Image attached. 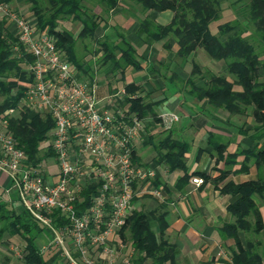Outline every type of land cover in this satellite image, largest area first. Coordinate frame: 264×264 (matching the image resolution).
I'll list each match as a JSON object with an SVG mask.
<instances>
[{
    "label": "trees",
    "instance_id": "1",
    "mask_svg": "<svg viewBox=\"0 0 264 264\" xmlns=\"http://www.w3.org/2000/svg\"><path fill=\"white\" fill-rule=\"evenodd\" d=\"M1 1L12 6L14 0ZM27 1L31 2V9L35 13L36 26L49 32L58 49L75 65L80 76L97 81L92 66L88 65V51L79 50L78 41L88 38L95 41L98 45L96 52L101 53L96 60L97 65H110V73H118L119 78L125 77L129 67L143 69L148 58L139 52L128 37V31L121 25L113 24L110 28L112 32L103 36L97 34L101 25L106 23V16L112 14V11L122 14L138 7L143 16L135 15L138 17L137 32L144 34L150 41L162 43L168 52V57L159 65L172 72L165 78L177 86V92L183 95L184 103L191 101L193 111H201L200 105H197L202 102L212 110L223 109L231 114L250 113L254 117L253 123L244 122L238 126V134L249 142L245 146L238 145L235 151L228 150L234 140L232 135L224 138L220 133H208L216 163L222 162V167H218V176L213 177L211 173L200 170L188 173L186 154L191 148V142L175 136L173 125L165 127L160 116L158 107L167 97L152 100L144 85L136 82L124 84L126 94L122 101L123 108L128 113L137 114L145 124L149 118L162 124L161 135L158 138L151 135L149 140L156 151L154 162L165 164L170 171L183 170L184 175L178 180L180 187L193 174H197L204 181L212 180L223 193L236 195V200L228 205L229 212L236 218L222 226L223 235L236 240L237 250L232 256V264H260L263 256L257 248L259 241L249 239L247 245H244L239 231L258 234L264 229L263 214L255 199V195H258L264 200V59L254 40L256 37L264 45V0L230 1L234 17L226 20H221L224 0ZM88 1L93 4H88ZM165 10H171L173 16L169 22L162 23L156 17ZM65 21H79V31L76 33L67 27ZM5 23V20L0 22V94L3 96L0 101V117L10 107L18 105L24 92L21 81L33 78L29 73L33 56L23 54L24 46ZM17 45L19 50L15 49ZM200 48L207 51L214 60L223 61L226 72L216 73L208 67L203 68L202 63L195 58L200 54ZM188 63L192 65L190 72L185 70ZM159 73L161 71L158 70ZM54 126L55 120L47 110L35 112L25 105L18 107L8 123V129L13 132L18 147L26 152L34 164L48 154L54 155L51 148V131ZM45 142L49 143L47 149L43 150ZM134 160L138 161L135 151ZM252 162L258 170L257 178L241 182L227 179L232 173L248 172ZM160 181L159 178L154 179L155 185L158 186ZM98 189L99 182H87L81 192V199L75 202L79 213L89 207ZM152 214L158 221L159 233L152 229L149 214L143 209H132L121 229L122 237L132 242L133 254L130 255L129 264H164L168 260L171 264H178L176 246L165 237L168 226L165 213L155 211ZM52 216L57 225L69 222L67 216L58 209ZM0 222V231L12 228V234L18 233L25 239L23 264H59L54 244L43 251L36 242L44 228L28 209L24 207L22 212L17 213L15 208H8L0 200Z\"/></svg>",
    "mask_w": 264,
    "mask_h": 264
},
{
    "label": "built area",
    "instance_id": "2",
    "mask_svg": "<svg viewBox=\"0 0 264 264\" xmlns=\"http://www.w3.org/2000/svg\"><path fill=\"white\" fill-rule=\"evenodd\" d=\"M3 20L15 21L23 54L33 56L29 65L33 78L21 81L24 92L18 105L0 117V170L8 174L23 206L54 231L69 264H119L112 239L125 226L134 198L162 194V187L152 183L154 168L134 160L136 142L146 124L123 108L124 86L102 104L97 94L99 82L80 76L46 29H39L10 3L0 0V22ZM15 49L19 50L18 45ZM24 105L36 112L47 110L55 120L51 148L57 167L53 172L46 159L32 163L8 129L9 118ZM160 116L165 127L180 119L173 110ZM192 181L201 184L204 179L194 176ZM87 182H99V189L89 207L79 213L75 202L81 199ZM57 209L68 223L55 224L52 215ZM98 250L106 255V263L96 258ZM129 262L126 258L124 264Z\"/></svg>",
    "mask_w": 264,
    "mask_h": 264
},
{
    "label": "crops",
    "instance_id": "3",
    "mask_svg": "<svg viewBox=\"0 0 264 264\" xmlns=\"http://www.w3.org/2000/svg\"><path fill=\"white\" fill-rule=\"evenodd\" d=\"M122 4L126 5L124 2ZM112 13L113 15L106 16V23L101 25L97 34L103 36L105 33H108V30H111L110 28L113 24L121 25L128 31V37L137 46L139 52L148 58V63H145L144 68L141 70H135L132 67L127 68L125 77L122 79L119 78L118 73H110V65L100 69L98 73H103L98 76L95 69L97 65L96 61H89L88 65L92 66V70L98 78L99 86L97 94L101 103L105 104L108 95L115 93L126 82H136L144 85L146 92H150V97L154 96V100H161L167 97L163 102L169 103L168 108L163 107L159 111L162 113L169 109L175 110L180 114V119L173 124L172 129L175 131V136H181L191 142V148L186 154L188 173L200 170L211 173L213 177L218 176L220 174L218 167H222V163H216L212 145L208 141V133H220L225 136L224 138L230 136V133L226 134L225 132L224 128L226 127L220 125L219 120L221 119L218 116L222 109L212 110L208 106H205V103L201 102L197 105V107L200 105L201 111L184 113L180 108L181 103L184 104L183 95L177 92V86L168 82L169 80L167 81L169 85H164L158 74L159 67L157 65L168 57V53L164 52L165 49L162 43L150 41L144 34L137 32L138 17L135 14H130L129 18L122 14V19H116L114 16H117L119 12L114 13L112 11ZM172 16L173 12L171 10H165L159 12L156 19L162 23H167L171 20ZM5 25L16 35L17 27L15 21H6ZM191 58H193V55ZM155 81L160 82L161 85L158 91ZM170 85L174 88L170 96H168L166 93ZM159 92L163 94L161 99L158 98ZM172 97L174 99L170 101ZM150 119L152 120V118ZM149 120L146 121L141 138L136 142L135 152L140 163L154 168V179L159 178L161 180L159 185L162 187V194L156 196L147 193L136 196L132 208L136 210L143 209L149 214L151 227L156 233H159L160 228L152 212L165 213L168 222L165 237L176 246L175 255L178 264H232V256L237 250L236 240L233 237H225L222 233V226L224 223L235 220L236 217L229 212L228 205L235 201L237 196L231 192L223 193L212 180L204 181L201 184L194 183L192 181L194 176L201 177V175L197 174H193L180 187L178 180L184 175L183 170L170 171L165 164H156L154 162L153 158L156 151L149 140L151 135H155L158 138L161 135L163 127L161 123ZM243 141L245 145L249 142L243 136L241 138L238 137L236 142L234 138L229 144L228 150L235 151ZM232 143H235V149L230 148ZM254 164L253 162L250 163L248 172L232 173L227 179L241 182L257 178L258 170L256 165L253 167ZM154 179L152 183L155 185ZM258 197V195H255L264 218L263 205L257 200ZM0 200L6 203L8 208H15L17 213L22 212L24 208L17 191L11 187L8 174L2 170H0ZM34 219L44 228L36 240L37 243L40 241L38 245L43 251H47L51 244H54L56 247L58 244L55 241L54 231L45 227L35 217ZM1 227L2 223L0 222V229ZM11 229L0 231V264H23L22 255L26 241L22 235L18 233L12 234ZM43 233L46 236H42ZM239 236L244 245H247L249 239L259 241L257 248L263 256L260 264H264V229L258 234L240 230ZM67 241L72 246L71 240L68 239ZM112 242L116 246L117 263L124 264L125 259L130 258V255L133 254L131 240L129 238L125 240L120 231L113 237ZM57 247L56 250L58 251ZM95 256L100 262H107V257L101 250L96 251ZM164 264H171V262L168 260Z\"/></svg>",
    "mask_w": 264,
    "mask_h": 264
},
{
    "label": "rangeland",
    "instance_id": "4",
    "mask_svg": "<svg viewBox=\"0 0 264 264\" xmlns=\"http://www.w3.org/2000/svg\"><path fill=\"white\" fill-rule=\"evenodd\" d=\"M230 1H232V0H224V4H223L224 5L223 16H222V19L221 20H226V19H229V18H233L234 17V12L232 11V9L230 7ZM11 4H12L13 8L17 12L21 13L22 15L27 16V18L31 19L34 23H36L35 13L31 9V2H29L27 0H14L13 3H11ZM88 4H93V3H91L90 1H88ZM131 11L133 13H135V15L143 16L138 7H137V9H132ZM131 11H128L127 13L124 12L122 14L124 16H126V17L129 18V16H131L130 13L133 14ZM120 14L121 13L119 12L118 15L117 16H114V17H116V19H122L121 17H123V16H122V14L121 15ZM111 15H113V13L110 14L109 16H111ZM65 24L67 25V27L71 28L76 33L79 31V25H80L79 21H71V22L65 21ZM216 25H217V22L213 24V27L216 28ZM107 32L110 33L112 31L111 30H108ZM248 33L249 32H246L245 34H248ZM254 40L256 42L257 49L260 50V51H262L261 57H262V59H264V45L260 44V42L256 39V37L254 38ZM84 44H86V45H84ZM78 46L80 48L79 50H81V51H88L89 52V54H88V52H86L87 53L86 55H87L88 61H93L94 62V61H96V60H98L100 58L101 53L96 52L97 51V48H98V45L92 39H89L88 38V39H86L84 41L79 40L78 41ZM199 51H201L200 54L198 56H196L195 58L197 60H199L200 63H202L203 68H207L208 67V68H210L212 71H214L216 73H225L226 72L225 71V64H224L223 61L214 60L213 58H211L209 56V54L207 53V51H205L203 48L202 49L200 48ZM164 52L165 53H168L165 50H164ZM206 57H208V58H206ZM157 66L159 67V71H161V74L159 73V77H161L160 79L163 81L164 85H167L168 84L167 83V81H168L167 78L171 75L172 72L169 71L168 69L164 68L163 65H159L158 64ZM95 67H96L95 68L96 69V73L99 76V74H102L103 72L102 73H98V71H100V69H102V68H104L106 66L101 67V66H97L96 65ZM191 69H192V65H191V63H188L186 65V67H185L186 72H190ZM165 77H167V78H165ZM179 83H180V81H179ZM156 86H157V91L160 90L159 89V87L161 86L160 85V82H156ZM173 88L174 87L172 85L168 86V92L166 93L168 96H170V94L172 93V89ZM117 91H118V89H117ZM153 97L154 96H151L149 98L152 99V100H154ZM162 97H163V94H161L159 92L158 93V98L161 99ZM2 99H3V97L0 94V101ZM173 99H174V97H172L170 99V101H172ZM191 104H192L191 101L190 102H186L185 101L184 104L181 103L180 108L182 109V111L184 113H190L191 111L194 110V109H192L194 107ZM168 106H169V103L168 102L167 103L162 102V104L158 108L159 109H162L163 107H167L168 108ZM195 108H196V106H195ZM173 111H175V110H173ZM175 112H177V111H175ZM218 118L221 119V120H219L220 121V125L223 126V127H226V128H224L226 134H229L230 133V135H232L233 139L235 138V142L238 139V137L239 138L242 137V135L238 134V126L241 125V124H243L244 122L251 124V123H253L255 121L254 120V117L250 113L249 114H246V115H244V114H231L227 110H223V109L220 110ZM149 121L153 122V120H151V119ZM158 129H161V128H158ZM48 143L49 142H45V145L43 146L44 147L43 150L47 149ZM240 145L241 146H243V145L245 146L244 141L242 143H240ZM230 148L231 149H235L236 148L235 143H232ZM53 157H54L53 155L48 154L44 158V159L48 160V168L52 172L57 167V162L55 161V159ZM253 167H255V164L253 165ZM257 200L263 205V213H264V201L261 198H259V197H258ZM42 236H46V234L43 233ZM39 242L40 241H38V243ZM57 248H58V251H57L58 252L57 253L58 254V262L59 263H62V264H69L68 260L66 259L65 254L63 253L62 247L58 246Z\"/></svg>",
    "mask_w": 264,
    "mask_h": 264
}]
</instances>
